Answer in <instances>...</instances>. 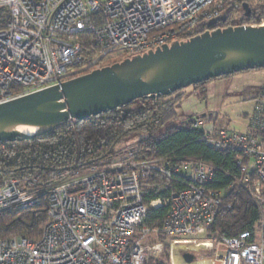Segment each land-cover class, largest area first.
<instances>
[{
    "label": "built area",
    "instance_id": "built-area-1",
    "mask_svg": "<svg viewBox=\"0 0 264 264\" xmlns=\"http://www.w3.org/2000/svg\"><path fill=\"white\" fill-rule=\"evenodd\" d=\"M227 9L243 16L239 0H0V104L100 68L109 56L131 57L186 40L209 21L227 19ZM238 25L264 26V16ZM245 118L244 132L211 115L190 121L206 145L237 155L239 173L222 189L208 187L214 169L202 161H137L130 148L85 173L72 168L52 179L5 180L0 214L43 198L46 210L37 240L0 238V264H148L160 251L153 238L196 244L217 213L232 208L227 196L239 187L251 196L258 218L252 231L222 237L212 264H264V80ZM151 173L177 178L181 187L146 205L140 184ZM163 205L162 223L146 226L147 211Z\"/></svg>",
    "mask_w": 264,
    "mask_h": 264
},
{
    "label": "trees",
    "instance_id": "trees-1",
    "mask_svg": "<svg viewBox=\"0 0 264 264\" xmlns=\"http://www.w3.org/2000/svg\"><path fill=\"white\" fill-rule=\"evenodd\" d=\"M252 1L239 0L241 6L247 3L250 9L248 16L244 15L243 10L239 24L254 23L264 16V0H256L260 3L256 8H250ZM224 13L227 16L226 21L214 27L234 25L232 18L235 12L227 9ZM202 31L197 30L195 34ZM193 35L194 33L183 38ZM124 58L127 57L120 56L107 60L101 67ZM84 73L86 72L81 74ZM72 77L75 76L69 78ZM212 80L214 79L194 85L199 91L196 95L205 99L204 85ZM182 91L183 89L154 98L143 97L126 106L81 121H68L32 138L13 143H0V187L5 180L11 178L52 179L72 168L78 173H85L92 166L120 156L125 148L134 150L137 161L164 159L174 164L202 161L214 169L209 188L218 190L228 186L239 173L236 154L217 151L206 145L200 131L191 126L192 116L184 120L182 125L167 126L177 117L176 107L183 99ZM128 141H131V144H128ZM179 187H181L179 179L168 180L157 173H151L140 184L143 203L148 205L152 200L164 199L172 190ZM227 199L232 208L220 210L214 223L205 233V236L216 242L222 237L252 231L258 218L257 206L243 188L232 189ZM45 210L46 200L43 198L37 206L13 213H1L0 238L21 236L37 240L45 222ZM167 210L164 205L149 209L145 217L146 226L160 225ZM166 240L172 239L165 235L153 238L154 242L160 244V251L158 257L152 258L148 264H154L156 259L167 255L169 245Z\"/></svg>",
    "mask_w": 264,
    "mask_h": 264
},
{
    "label": "water",
    "instance_id": "water-1",
    "mask_svg": "<svg viewBox=\"0 0 264 264\" xmlns=\"http://www.w3.org/2000/svg\"><path fill=\"white\" fill-rule=\"evenodd\" d=\"M242 8L248 16L249 5L243 3ZM225 21L222 16L207 27ZM263 68L264 26L207 29L0 104V143L32 138L143 97L167 96L209 79ZM181 257L185 264L195 260L190 252Z\"/></svg>",
    "mask_w": 264,
    "mask_h": 264
},
{
    "label": "rangeland",
    "instance_id": "rangeland-1",
    "mask_svg": "<svg viewBox=\"0 0 264 264\" xmlns=\"http://www.w3.org/2000/svg\"><path fill=\"white\" fill-rule=\"evenodd\" d=\"M252 2V8H256L260 4L256 0ZM232 21L234 25L239 24V19L236 16H233ZM118 57L120 56H109L102 63ZM263 80L264 68L247 70L234 75L216 78L204 85L206 89L205 99L196 95L199 91L194 86L187 87L183 89V99L176 107V119L167 126L170 124L182 125V122L188 119L189 116L195 117L205 114L211 115L223 127L244 132L247 129L245 117L253 109V97L258 92ZM131 141L127 143L131 144ZM146 240L149 241L150 238H146ZM194 240L197 245H200L199 247H195L196 244L193 242L183 244L166 240L165 242L169 245L168 253L166 256L163 255L156 259L154 264H185L181 257L184 252H190L195 256L192 264H212L216 256L221 253L218 242L205 235L196 237ZM151 242L154 241L151 240ZM203 242H210L212 246L206 247L207 244H202Z\"/></svg>",
    "mask_w": 264,
    "mask_h": 264
},
{
    "label": "bare ground",
    "instance_id": "bare-ground-1",
    "mask_svg": "<svg viewBox=\"0 0 264 264\" xmlns=\"http://www.w3.org/2000/svg\"><path fill=\"white\" fill-rule=\"evenodd\" d=\"M17 134L19 135H23V134H30V132L28 131H18ZM200 245H196L195 247H199ZM206 247H208V245H206Z\"/></svg>",
    "mask_w": 264,
    "mask_h": 264
},
{
    "label": "flooded vegetation",
    "instance_id": "flooded-vegetation-1",
    "mask_svg": "<svg viewBox=\"0 0 264 264\" xmlns=\"http://www.w3.org/2000/svg\"><path fill=\"white\" fill-rule=\"evenodd\" d=\"M218 27H221V26H218ZM218 27H210V28H206L205 30L209 29V30H212V29H215V28H218ZM225 27V26H224ZM234 75V74H233Z\"/></svg>",
    "mask_w": 264,
    "mask_h": 264
}]
</instances>
